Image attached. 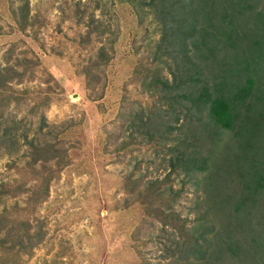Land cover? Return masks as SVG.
<instances>
[{
    "label": "rangeland",
    "instance_id": "obj_1",
    "mask_svg": "<svg viewBox=\"0 0 264 264\" xmlns=\"http://www.w3.org/2000/svg\"><path fill=\"white\" fill-rule=\"evenodd\" d=\"M185 1L0 0V264H256L227 251L234 173L209 191L233 132L151 83L193 73Z\"/></svg>",
    "mask_w": 264,
    "mask_h": 264
},
{
    "label": "trees",
    "instance_id": "obj_2",
    "mask_svg": "<svg viewBox=\"0 0 264 264\" xmlns=\"http://www.w3.org/2000/svg\"><path fill=\"white\" fill-rule=\"evenodd\" d=\"M181 1L184 0H169L171 6ZM262 1L188 0L187 4L185 1V15L180 20L185 28L180 25L176 30L182 31V57H186L184 61L193 73L177 84L169 85L156 75L151 82L173 90L184 82L195 84L193 92L182 94V99L191 101L197 112L206 109L214 127L233 132L238 150L233 151L234 158L223 157L218 170L209 174L208 179H212L209 191L227 184L228 173H234L240 184L234 203H228L231 196H226L219 200L226 208L222 205L217 209L224 215L231 207L226 214V222L231 225L227 233H234L236 226L245 232L250 229L253 237L249 245L244 240L246 236L234 240L235 243L230 241L227 251L232 257L255 258L256 264H264V7L255 12ZM99 54L102 63L109 62L111 57L104 48L99 49ZM170 165L172 172L179 166L185 167L186 172L180 159ZM194 166L195 171L210 173L206 158ZM201 247L199 241L193 250L195 256L201 252L203 255Z\"/></svg>",
    "mask_w": 264,
    "mask_h": 264
}]
</instances>
